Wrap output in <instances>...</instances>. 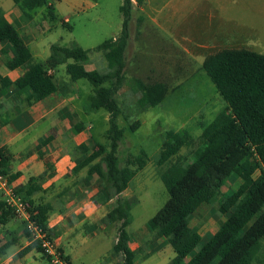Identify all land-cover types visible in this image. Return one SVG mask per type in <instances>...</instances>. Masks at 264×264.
<instances>
[{
  "label": "trees",
  "instance_id": "1",
  "mask_svg": "<svg viewBox=\"0 0 264 264\" xmlns=\"http://www.w3.org/2000/svg\"><path fill=\"white\" fill-rule=\"evenodd\" d=\"M136 1L140 5L144 3V0ZM14 2L26 16H31L37 8L46 7L47 16L56 17L50 0ZM120 11L123 15L120 34L94 48L103 53L106 61V70L101 71L87 67L90 50L78 44H53L50 57L37 60L17 26L7 19L0 6V42L9 43L10 48V52L3 51L10 53L6 67L22 70L15 80L0 74L1 87L13 84L19 90L29 91L26 101L33 104L59 90L60 85L51 71L66 64L71 81L87 80L93 93L102 99L103 104L92 103L90 106L103 108L109 113L106 131L109 144L90 146L82 143L77 146L85 158L75 170L89 166V173L99 176L103 184V200L121 195L134 175L147 164L143 152L137 156L127 155L124 159L119 155V147L125 142V129L118 123L123 113L118 93L126 82V50L134 0H123ZM202 68L226 102L227 110L220 111L203 125V142L196 147L188 130L166 131L157 165L164 166L160 178L168 198L149 219L148 225L172 246L175 256L169 264H264V53L248 48H222L209 54ZM135 85L140 92L139 111L158 106L169 91V84L165 81L146 82L138 78ZM139 125L137 120L130 128L135 131ZM74 127L80 132L85 125L77 122ZM47 142L44 140L42 144ZM183 148L188 149L186 153H182ZM9 161L10 156L0 149V174L7 176L12 183L20 173L9 174ZM46 174L47 171L30 177L16 191L28 204L32 220L51 239L48 219L53 205L34 200L35 194L42 191L39 182ZM232 177L239 179L237 187L223 193V187ZM117 201L100 221L104 224L121 223L113 251L123 255L120 264H133L135 253L127 244V227L132 222L131 209L138 200L119 198ZM214 202L219 203L218 210L225 219L214 233L205 237L197 228H192L190 222L202 205ZM13 217L16 214L12 207L5 199H0V223L5 224ZM25 232L31 233L28 228ZM31 249L41 252L50 261L39 239H34L21 253ZM188 256L191 258L186 260ZM64 257L70 262L68 256Z\"/></svg>",
  "mask_w": 264,
  "mask_h": 264
},
{
  "label": "rangeland",
  "instance_id": "2",
  "mask_svg": "<svg viewBox=\"0 0 264 264\" xmlns=\"http://www.w3.org/2000/svg\"><path fill=\"white\" fill-rule=\"evenodd\" d=\"M50 3L55 7L54 19L47 16L46 7H40L31 12V16H23L24 21L16 20V26L24 40L29 42L34 57L40 61L48 59L53 44H78L90 50L87 67L105 71L103 53L94 48L120 34L123 24L120 6L123 0H50ZM0 6L6 12L11 11L15 2L0 0ZM215 19L225 22V35L234 37L232 40L227 41L224 36L211 41L214 32L207 28H223L221 24H208ZM204 26L206 30H201ZM129 28L126 82L118 93L123 109L118 123L125 129V142L119 147V155L124 159L127 155L137 156L143 152L147 164L134 175L121 195L107 201L111 209L119 198H137L131 209L133 220L127 228L131 239L137 240L143 236L149 219L168 198L165 184L160 178L164 166L157 165L166 131L188 130L196 147L203 142V125L208 124L220 111L227 110L226 102L202 64L209 54L227 47L264 53V0H144L141 5L134 0ZM138 78L146 82L165 81L169 84V91L161 104L139 111L137 100L140 92L135 85ZM56 80L62 89L74 87L69 83L71 79L66 72V64L57 67ZM77 84L80 91L74 104L79 114L70 121V136L73 137H68V140L73 141L75 133H78L75 124L86 122L87 127L83 129L85 131L81 138H85L90 146L95 143L108 145L106 131L109 113L103 108L90 106L92 103L103 104L102 99L93 93V87L87 80L80 79ZM137 120L140 125L132 131L130 127ZM51 123L49 117L40 121L27 138L33 140L44 136L50 130ZM3 126L4 122H0V128ZM80 144L76 139L71 144L69 142L72 155L81 153L76 149ZM55 149L58 148H51V151ZM187 150L183 148L182 153ZM45 166L48 173L55 168L50 162H46ZM238 183L239 179L232 177L223 187V193L236 188ZM218 207V202L202 205L198 215L191 219V227L197 228L205 237L214 233L225 219ZM96 222H91L94 226L80 225L78 237L73 239V249L67 247L73 264H104L112 255L121 223H113L106 229L100 219L96 218ZM31 236L34 240L32 233ZM54 242L59 248V244ZM168 246L173 252L172 246ZM17 247L14 245L9 251ZM159 261L160 258L156 259L155 256L144 264H157ZM49 262L52 264L51 259L48 261L41 257L37 264Z\"/></svg>",
  "mask_w": 264,
  "mask_h": 264
},
{
  "label": "crops",
  "instance_id": "3",
  "mask_svg": "<svg viewBox=\"0 0 264 264\" xmlns=\"http://www.w3.org/2000/svg\"><path fill=\"white\" fill-rule=\"evenodd\" d=\"M18 9L20 8L15 4L11 11H4L7 19L15 25L17 24L16 20L24 21L23 16L26 17ZM208 24H221L223 27L218 30L214 27L207 28V30L214 32L211 41L219 39L218 37L222 39L224 36L227 41L234 38L225 35L226 24L223 20L215 19ZM200 29L206 30V26ZM30 31L33 30L30 29ZM26 43L29 45V42L26 41ZM3 51L10 52L9 43L0 42V74L15 80L22 73V70L19 68L8 69L6 59L10 53L5 54ZM51 73L55 74L56 77V70H52ZM69 81L74 87L62 89L60 86L58 91L37 100L33 104H28L26 101V97L30 94L29 91L19 90L13 84L9 87L0 86V122H4V126L0 128V135L2 136L0 149L5 150L6 154L10 156L7 168L9 174L20 173V176L12 181L15 188L25 185L30 177L45 172L46 162L54 165L55 168L51 172H47L48 175L46 174L40 180L39 184L42 191L35 194L34 200L37 203L43 201L53 205V210L48 219L51 239L59 244V248L73 264L67 247L73 249V239H76L79 233L78 227L80 225L94 226L95 224H91V222L97 223L96 218L101 220L109 212L111 206L109 207L107 200L102 199L103 184L99 176L94 172L89 173V166L82 167L78 171L75 170V166L85 158V155L80 153V155H72L69 142L71 144L75 139L79 144L87 142L85 138H81V134L85 130L75 133L76 138L74 137L73 141L68 140V137H73L70 136L72 134L69 130L70 121L74 115L79 114L74 102L80 91L79 85H75L78 80ZM48 117L52 121L48 133L33 140L27 138L31 129ZM82 123L86 128L87 123ZM44 140H48V142L42 144ZM56 147L58 149L51 151V148ZM0 199H4L1 191ZM98 211L99 214H97ZM102 225L107 229L108 225L111 224L102 223ZM25 228V221L17 218V216L5 224L0 223V264H37L41 257L46 258L36 249L21 253L25 247L34 241L31 233L25 232ZM142 235L141 239L137 240L131 239L129 236L127 241L135 253L133 264H144L145 261L155 256L156 259L160 258L157 264H169L174 258L175 252L169 248L166 238L157 236L148 224ZM117 240L118 236L115 238V244ZM14 245H18V247L10 252V248ZM112 252L104 264L122 263L123 255ZM190 258L191 256H188L186 260Z\"/></svg>",
  "mask_w": 264,
  "mask_h": 264
},
{
  "label": "built area",
  "instance_id": "4",
  "mask_svg": "<svg viewBox=\"0 0 264 264\" xmlns=\"http://www.w3.org/2000/svg\"><path fill=\"white\" fill-rule=\"evenodd\" d=\"M0 191L3 193L7 204L12 207L16 216L25 221L26 228L33 234L34 238L41 241V246L44 252L50 257L52 264H70L62 252L59 251L54 240L49 239L47 233L42 231L32 220V214L28 209V204L18 194L8 177L3 174H0Z\"/></svg>",
  "mask_w": 264,
  "mask_h": 264
}]
</instances>
